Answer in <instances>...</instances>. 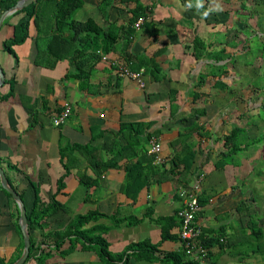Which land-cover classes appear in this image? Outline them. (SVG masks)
Instances as JSON below:
<instances>
[{"label":"crops","instance_id":"crops-1","mask_svg":"<svg viewBox=\"0 0 264 264\" xmlns=\"http://www.w3.org/2000/svg\"><path fill=\"white\" fill-rule=\"evenodd\" d=\"M100 1L83 0L82 6L74 14L80 16H74V19L83 21L90 17L105 29L109 22L127 25L130 10L135 6L133 1L117 0L120 3L117 7L107 6V17L100 8ZM139 1L153 10L147 17V22L151 20V27H144L143 24L135 28L130 40L119 38L115 49L105 55L121 62L125 61V57L136 61V55L140 54L155 56L166 77L158 82L144 71L145 87L142 89L102 61L95 64L88 80L92 90L84 88L76 78L65 77L73 69L69 57L74 45L63 44L58 38L52 39L57 0H40L37 3L36 15L29 21L28 37L24 42L12 46L16 58L4 50L2 44L13 37L14 26L26 15L14 11L4 16L0 23V68L4 74L0 94L11 90L8 98L0 100V168L26 207L30 238L28 255H31L24 264H168L158 259L164 252L182 248L178 224L168 229L174 238L162 239L161 226L154 219L174 216L182 204L177 189L190 186L201 174L200 195L204 193L210 196L201 206L196 220L202 228L224 231L223 236L228 240L223 246L215 244L203 264H258L257 255L264 257L262 238L259 239L263 243L260 253L245 255L240 250L237 251L238 255H233L237 253L234 248L245 241L242 239V229L247 222L241 223L233 215L237 212L238 203L246 202L241 190L248 185L245 172L248 173L249 169L240 159L243 155L234 160V165L226 164L219 169L213 165L217 153L225 149L221 137L232 127L229 118L234 115L237 119L239 115L238 110L228 109L233 96L224 94L222 101L217 102L218 96L215 94V100L208 99L204 103L201 95L195 94H203L207 79L214 83L220 78L227 81L229 86L234 79H239L234 73L233 58L247 52V39L250 38L244 34L234 40L238 33L234 31L233 18H240L235 15L239 11H235L233 4L238 1L240 6L241 0ZM203 11L209 15L215 14L217 22L209 23L202 19L200 15H203ZM219 11L222 15H229L226 22H221ZM148 28L157 30L155 37L150 34L154 30L148 34ZM195 36L204 42L198 51L207 52L208 56L196 59L185 50V45L191 44ZM39 43L42 50L40 55ZM54 55L62 58L49 66L48 62L53 60ZM219 57L224 58L219 60ZM217 65L227 67L225 76L213 77L206 72L207 66L217 69ZM200 74L204 75L205 82L197 87ZM97 85L98 93L93 92L97 90ZM170 88L177 91L175 103L179 107L172 117L168 99ZM153 93L156 98L147 101V96ZM64 103L70 105L71 113L63 124L55 125L53 118L63 109ZM201 107L206 113L201 114L199 120L204 129L210 132V137L199 135L203 132L202 127L201 131L192 127L198 115L193 114ZM220 113L226 114L225 118L219 117ZM128 121H153L144 133L152 131L151 134H155L160 142L165 169L160 175L147 178L138 190L136 184L134 191L132 188L125 190L124 165L136 162V157L127 158L125 153L118 159V167H108L106 170L101 164L100 170L92 166L108 158L111 152L127 142L117 132L121 122ZM180 141L185 142L183 146ZM66 143L79 144L83 148L62 157L59 146ZM87 147L89 149L86 151ZM186 149L195 151L194 162L188 169H184V162L190 164ZM243 152H247L245 156L249 154V150ZM172 164L177 166L173 172L170 171ZM181 172H184L183 177ZM61 176H64V186L57 191V181ZM80 177H87L90 186L82 185ZM236 182L241 186H236ZM5 191L0 179V264H12L21 255L24 242L19 208ZM36 193L43 202H52L55 196L63 206L31 225L29 215ZM93 210L106 215L140 219L136 224H112L103 217L97 221L110 224L104 236L112 258L101 256L97 248H83L82 240L70 244L72 234L65 237L60 246L55 244V240L61 239L67 232L74 216ZM91 224L93 222L85 226ZM142 240L155 244L150 259L136 255L137 243ZM31 242L33 247L30 252ZM119 254H123L122 258L117 257ZM126 255L127 262L124 263Z\"/></svg>","mask_w":264,"mask_h":264},{"label":"trees","instance_id":"trees-1","mask_svg":"<svg viewBox=\"0 0 264 264\" xmlns=\"http://www.w3.org/2000/svg\"><path fill=\"white\" fill-rule=\"evenodd\" d=\"M17 0H0V14L15 4ZM40 0H36L32 2L31 4L25 6L24 8L16 11V12H24V15H26V18L22 20L19 24L14 26V32L13 37L7 41H4L2 46L3 49L10 52L15 58L16 55L14 53V50L12 46L14 44H19L25 41V39L28 37V28H29V21L31 17L36 15L35 7L37 3ZM125 2H131L133 1L135 3V6L130 10L131 15L129 17V20L127 22V25L121 26V25H114L112 22H109V26L105 29L101 26H99L95 21L88 17L86 20H76L74 19V14L76 11L82 6L83 0H57L56 2V8L54 10V19L56 21L55 25L56 28L53 30L52 39L58 38L61 43L65 44H73V52L72 55L69 57L71 63L73 64L69 72L65 74L66 78H76L80 80L81 85L84 88H88V90H92L90 88V82L88 81L93 70L94 66L98 61H102L103 63H108L109 67L111 69H114L113 66L109 63L107 59H103L102 54H106L112 50L115 49V44L117 43V40L121 37H124L127 40H130L131 36L134 34V24L138 17H144L145 21L141 24H144V27H147V25H152L151 20L147 22V10H150L148 7L143 6V4L139 0H122ZM247 1L249 0H241L240 3V9L245 10L246 8H249L247 5ZM253 6L255 7L256 4L261 5L264 8V0H252ZM120 3L117 0H101L100 1V8L103 11V14H106V7L107 6H118ZM255 4V5H254ZM251 8H250V12ZM107 17V15H105ZM202 19H204L206 22H217V19L214 15H209L205 11H203V15H201ZM258 24V23H257ZM140 25V26H141ZM139 26V27H140ZM151 27V26H150ZM154 30L147 29V32L149 34L150 31ZM264 30V29H263ZM157 30H154L150 32L151 35L155 37ZM204 45V42L199 37H194L192 40V43L189 45H185V50L192 53V55L199 59L201 57L208 56L209 53L202 52L201 50L198 51L202 46ZM65 47V46H62ZM61 49V46H60ZM188 49V50H187ZM100 50V52H98ZM42 50L39 49V52ZM44 51V49H43ZM50 51V50H49ZM230 56V55H228ZM155 56H146L145 54L136 55V61H134L132 58L125 57V61L127 65L133 69V70H139L140 68H143V70L148 73L149 75L153 76L155 81L160 82V80H164L166 77V73L160 68L159 64L154 59ZM62 58L59 55H54L53 60H50L48 62L49 66H52L57 59ZM224 57H221V59ZM219 57V60H221ZM227 70H223L221 73H210L213 77L215 76H225L227 74ZM168 80V79H167ZM205 82V77L203 74L199 75V79L196 82V86L200 87ZM225 82L222 81L220 78L215 80L213 83V86L220 87L223 90L227 86H222ZM98 85L96 86V92L98 93ZM226 90V89H225ZM232 91V87L228 85V89ZM11 93V90L5 94H0V100L6 99L9 97ZM176 94L177 91L173 90L172 88L169 89L168 92V99H169V109H170V116H174L176 111L178 110V105L175 103L176 100ZM196 96H200L201 92L195 93ZM154 99L155 94L147 96V101H150V99ZM260 106L264 105L261 103ZM194 111V110H193ZM206 110L201 107L200 109L196 110L195 114H198L195 117L194 122L192 123V127L195 128L198 131H201V127L203 129V132L201 131V137L203 135H207V137H210L211 134L207 130L204 129L203 124L200 122L199 117L201 114H205ZM241 115H238V119H241ZM183 116V115H182ZM191 117V116H190ZM181 119V116L179 117ZM153 121H128V122H121L119 129H118V135L123 136L126 138L127 142L120 145L116 152H111L112 155H110L108 158L99 160V162L93 163L92 166L96 167L97 170H100L99 165H102L103 170H106L108 167H118V159L121 155L127 154V158L130 157H136V162H128L124 165L126 170V182H125V190H129L130 188L133 189L137 187L136 189L140 188V185L142 182L144 183L147 178L153 176V175H160L162 171H165L163 168L164 164H155L153 163V157L148 155L146 153V148L144 147L145 144L148 141V138L152 135L151 132L144 131L148 129ZM250 129H247L245 126V119L244 124L237 123L234 124L229 132L221 137L223 139L222 145L225 149L219 151L217 153V159L214 162V167L216 169L224 167L226 164H233L235 160V155L244 151L250 149L249 146L252 148L256 146L258 143H260L261 138L258 136L250 137L249 135ZM156 132L158 130L156 129ZM144 136H147L144 137ZM139 147L138 149H136ZM77 148H83L82 145L79 144H67L65 146H59V150L61 153V156L64 157L67 153H70ZM89 149L87 147L86 151ZM191 149H186L185 151L188 153L189 158V165L188 163L184 162V169L191 166V164L194 162V156L195 151ZM113 151V150H112ZM68 167V166H67ZM177 166L171 165L170 171L173 172ZM186 169V170H187ZM261 173V170H259ZM258 173V174H259ZM99 174V173H98ZM97 174V175H98ZM63 177H59L57 181V191H59L63 186ZM79 181L82 185L86 186L91 184L89 179L87 177H80ZM145 184V183H144ZM90 186V185H89ZM88 186V187H89ZM127 186V188H126ZM6 192V191H5ZM6 194L9 196V198L12 199L11 194L6 192ZM54 195V194H53ZM210 195H205L202 193L198 196V202L202 206L209 200ZM63 204L58 202L55 199V196L52 198V202H43L41 201L40 197L35 194L33 207L30 212V219H31V225L34 222H38L39 220L43 219L45 216H49L50 214L54 213L58 208L62 207ZM248 209L247 204H245L243 201H240L237 205V211L240 213L242 209ZM178 209V208H177ZM150 215V214H149ZM148 215V216H149ZM254 214H250L249 218L246 222L249 236H251L252 239L257 241L255 243V246H250V249L247 251L244 250V254H256L260 253L263 250V243L259 241L260 238L263 237V228L258 223V216H253ZM101 217L108 218L112 224H136L140 221V219L132 218V217H118L116 215H106L104 213H101L97 210L89 211L85 214H79L73 217L72 222L68 224L67 232L64 233V236L61 237V239L55 240V244L57 246H60V243L64 241L65 237H69V235L72 234V239L70 241V244L72 242H76L78 240H82L83 248H90L94 247L97 248L99 251V254L104 257H110L112 258V254L108 250V242L105 238V234L110 228V224L108 223H101L97 222ZM256 217V218H255ZM156 223H158L161 226V237L162 239L165 238H174V235L169 234L168 229L172 226H177L178 220L176 217V214L174 213V216L170 217H157L154 219ZM89 222H93L90 226L86 227V224H89ZM242 232V239H245V246L249 245L248 242L252 241L251 238H244L246 236V229L243 227ZM224 232V231H223ZM222 230L216 229V230H210L209 228H202V234H201V243L206 248V255L210 256V250L211 248L217 244L223 246L224 244H227L228 240L223 236ZM245 233V234H244ZM58 235H56L57 237ZM60 237V236H58ZM220 237H224V241H220ZM70 240V238H69ZM33 243L31 242V249L32 250ZM155 249V244H152L148 240H142L137 243V252L136 255L140 258H152V252ZM31 255V253H30ZM30 255L27 256V259L30 257ZM41 256V254H40ZM40 256H38L37 260L40 259ZM123 254H119L117 257L122 258ZM127 257L124 259V263L127 262ZM159 261L163 263L168 264H199L198 262L194 261L189 255L186 254L184 248L177 251H168L160 254V257L158 259Z\"/></svg>","mask_w":264,"mask_h":264},{"label":"rangeland","instance_id":"rangeland-1","mask_svg":"<svg viewBox=\"0 0 264 264\" xmlns=\"http://www.w3.org/2000/svg\"><path fill=\"white\" fill-rule=\"evenodd\" d=\"M247 5L249 6V8H246L245 10H243L245 12H243L240 9L238 1H235L233 4V8L235 9V11H239L235 15L240 18V20H237V18H233V20L235 21H233L235 26L234 31L238 33L236 34L234 40L238 36L244 34L247 37H250L249 39H247L249 48L247 52L235 55V57L233 58V64L235 65L234 73L235 75L239 76V79H234L233 83H229H232V85H230L232 87V91H230V93L227 92L229 91L227 90V81H224L225 83L222 85L227 86L223 90V87L222 89L217 85L216 87H214L212 80L207 79V81L205 82L206 84L204 85L205 90L203 94H201V101L205 100L204 103H206L208 99L215 100V94L218 96L216 99L217 102H219L224 97V94H227L229 97L233 96V100L230 101L228 109L238 110L239 113L237 112V114H242V120L238 118L235 119V116L232 115L229 118L230 125L233 126L237 123L244 124L245 119V126L247 129H250V137L258 136L261 138L260 143H258L256 146H254L253 148L252 146H249L250 149H248L249 154L247 156H245L247 152H240L235 155V159L243 155L240 159H242V162L246 163L245 167L249 169L248 173L245 172L246 177H248V179H246L248 185L241 190L243 192L242 197L246 200V202H243L247 204L248 209L243 208L240 213L237 211L233 213V215L235 218L240 220L241 223H245L248 220L250 214H254L253 216H255L256 214V217H261L258 220V223L259 225H262V221L264 219V109L263 106H260V104L262 103L264 105V8L259 4H256V6L254 7L252 0L247 1ZM148 8L150 10H147V15H150L151 13H153V10L151 7ZM250 8L251 12L253 13H249ZM200 10H202V8H200ZM221 13V11L218 12V14L220 15L221 22H226L229 18V15H222ZM74 16L75 18H77L80 15ZM241 27L244 28L241 29ZM219 37H221L220 39L224 41L222 35H220ZM41 46H43V44ZM39 49H41L40 43ZM41 53L42 52H39V55ZM213 67L214 66H211L209 68L207 66L206 72H215L219 74L223 72V70H227V67L224 65H217V69H213ZM229 110H227V112H230ZM222 111H224V109H222ZM225 116L226 114L220 113L219 117L225 118ZM234 119L236 122L232 121ZM180 143L181 146H183L185 142L180 141ZM259 170H261V173H259ZM180 175L181 177H183L184 172H181ZM238 185L239 184H237L236 186ZM253 200H255V202ZM262 226L263 237L261 241L264 240V225ZM244 227L246 229L245 232H247L244 238H251V236H249V231L247 230V224H244ZM256 242L257 241L252 239V241L248 242L249 245L247 246H245L244 241L240 242V244L234 248V251L239 252L240 250H242L244 252L245 250L248 252L250 246H255ZM238 252L234 253L233 255H238ZM257 257L258 264H263L262 262H264V257L261 256V254L257 255Z\"/></svg>","mask_w":264,"mask_h":264},{"label":"built area","instance_id":"built-area-1","mask_svg":"<svg viewBox=\"0 0 264 264\" xmlns=\"http://www.w3.org/2000/svg\"><path fill=\"white\" fill-rule=\"evenodd\" d=\"M145 21L144 17H138L135 21L134 27L139 26ZM103 55V59H107L111 66L114 67V71L122 76L133 80L139 88L145 87V81L143 79V68L139 70L131 69L126 61H118L116 59L108 58ZM71 109L68 103H64L63 109L55 115L53 123L55 125H61L65 122L70 115ZM161 144L158 139L153 136L148 139L147 152L154 157V163L163 162L162 155L160 154ZM200 177L195 179L190 186H181L177 189V194L182 200V204L175 211L178 219V234L182 242L187 255H189L194 261L203 264L208 256L206 255V248L201 243L202 225L196 220L197 213L201 210V205L198 202V196L201 193ZM220 241H224V237H220Z\"/></svg>","mask_w":264,"mask_h":264},{"label":"water","instance_id":"water-1","mask_svg":"<svg viewBox=\"0 0 264 264\" xmlns=\"http://www.w3.org/2000/svg\"><path fill=\"white\" fill-rule=\"evenodd\" d=\"M34 1L35 0H17L13 6H11L6 11H4L3 14L0 16V23L3 17L6 16L7 14L20 10ZM55 28H56V25H55ZM3 80H4V74H3L2 69L0 68V85H2ZM0 179H1L2 187L8 193L11 194V196L13 197L14 201L16 202L19 208V223H20V227L22 230V234H23L24 246H23L21 255L12 264H24L26 262L27 256L29 254V248H30V238L28 234V217L26 214V207L24 205V202L21 196L17 193V191H15L9 185L7 178L1 168H0Z\"/></svg>","mask_w":264,"mask_h":264},{"label":"clouds","instance_id":"clouds-1","mask_svg":"<svg viewBox=\"0 0 264 264\" xmlns=\"http://www.w3.org/2000/svg\"><path fill=\"white\" fill-rule=\"evenodd\" d=\"M204 115V114H203ZM68 118V117H67ZM66 121V120H65ZM63 124V123H62ZM155 136V135H154ZM146 145L148 146V142L146 143ZM147 146H146V153L148 154V155H150L148 152H147ZM150 156H152V155H150ZM153 157V156H152ZM153 159H154V157H153ZM153 163H154V160H153ZM161 163H163V162H161ZM155 164H160V163H155Z\"/></svg>","mask_w":264,"mask_h":264}]
</instances>
